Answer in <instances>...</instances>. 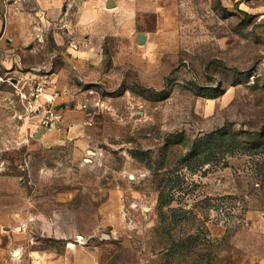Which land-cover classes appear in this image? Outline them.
Masks as SVG:
<instances>
[{"label": "rangeland", "instance_id": "rangeland-1", "mask_svg": "<svg viewBox=\"0 0 264 264\" xmlns=\"http://www.w3.org/2000/svg\"><path fill=\"white\" fill-rule=\"evenodd\" d=\"M66 1L69 25L92 2ZM137 1L146 44L82 61L0 0V264H264V153L195 149L264 146V0Z\"/></svg>", "mask_w": 264, "mask_h": 264}, {"label": "crops", "instance_id": "crops-1", "mask_svg": "<svg viewBox=\"0 0 264 264\" xmlns=\"http://www.w3.org/2000/svg\"><path fill=\"white\" fill-rule=\"evenodd\" d=\"M91 1V3L85 2L84 7L80 9L77 24L69 25L65 23L66 17L69 15V9L65 7L66 0H38L36 19L40 30L45 31L43 26L45 23H50V21L56 27L63 24V22L65 23V35L62 36L57 31H54L52 35L55 46L54 57L66 58L67 56L71 60V56H74V59L87 61L102 53L106 40H128L130 42L133 38H136L137 42V35L139 34L137 33L136 13L140 7L137 0H114L116 8L112 10L106 9L107 0ZM68 3L70 7L71 4ZM40 22H43L42 26ZM77 32L84 34V40H78L74 37ZM70 37L71 39L67 42L66 38ZM71 43L79 45L77 51L71 48ZM98 58L102 57L99 56ZM47 74H49L47 78L49 77L55 84L54 87L61 85L59 74H55V72ZM69 247L73 248L74 245ZM61 258L51 260L49 264L61 263Z\"/></svg>", "mask_w": 264, "mask_h": 264}, {"label": "trees", "instance_id": "trees-1", "mask_svg": "<svg viewBox=\"0 0 264 264\" xmlns=\"http://www.w3.org/2000/svg\"><path fill=\"white\" fill-rule=\"evenodd\" d=\"M261 137V136H260ZM264 138V134L262 136ZM210 140H201L198 141L196 148H202V156H206V158L209 157H215V152L211 153V150L213 151H219L220 155H224L226 150L236 152L237 150L239 151H244V152H259V153H264V146L263 143L257 146H252L250 142H246L243 140V137L241 134L235 133V132H229L226 130H222L219 132H215L214 134L210 135L208 137ZM213 146V148L209 147ZM261 151V152H260ZM196 153V151H195ZM199 155V154H196Z\"/></svg>", "mask_w": 264, "mask_h": 264}, {"label": "built area", "instance_id": "built-area-1", "mask_svg": "<svg viewBox=\"0 0 264 264\" xmlns=\"http://www.w3.org/2000/svg\"><path fill=\"white\" fill-rule=\"evenodd\" d=\"M71 48L75 51L78 50L79 48V45L78 44H75V43H71ZM45 85H48V82H45ZM44 85H37L36 88H33V93H20V99L22 101V103L25 105V108L27 110H29L30 112H37V110L40 108V107H35L36 106V103L38 104L39 99L41 98L43 92H44ZM54 96H58L57 95H54ZM44 104H41L40 106L42 107H46L47 105L50 106L52 104V101L49 100V99H44ZM84 109H87V104H85L83 106Z\"/></svg>", "mask_w": 264, "mask_h": 264}, {"label": "water", "instance_id": "water-1", "mask_svg": "<svg viewBox=\"0 0 264 264\" xmlns=\"http://www.w3.org/2000/svg\"><path fill=\"white\" fill-rule=\"evenodd\" d=\"M105 7L108 10H112V9L116 8V4H115L114 0H107ZM145 43H146V36L141 35V34L137 35V44L140 46H143V45H145ZM33 256L36 259L40 258L37 253H33Z\"/></svg>", "mask_w": 264, "mask_h": 264}]
</instances>
